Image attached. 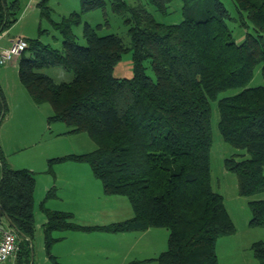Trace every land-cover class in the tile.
Returning a JSON list of instances; mask_svg holds the SVG:
<instances>
[{
  "label": "trees",
  "instance_id": "1",
  "mask_svg": "<svg viewBox=\"0 0 264 264\" xmlns=\"http://www.w3.org/2000/svg\"><path fill=\"white\" fill-rule=\"evenodd\" d=\"M166 13L172 0H148ZM182 19L159 21L145 4L111 0L113 11L128 27L127 45L116 33L99 35L84 22L85 44L73 27L82 13L103 0H80V10L52 21L62 36L59 48L39 38L27 39L18 74L37 104L49 103L48 123L62 121L68 132L85 131L95 148L48 159V171L59 161L87 162L106 195H125L133 216L104 225H81L72 214L46 209L44 231L98 229L108 232L168 229L167 247L156 257L131 259L125 264H218L217 239L231 235L236 225L214 190L211 177V102L216 101L219 131L227 143L244 154L224 159L236 175L238 194L264 192V84L249 86L261 65L264 76V0H233L232 16L222 0H181ZM49 14L47 0L38 4ZM16 21L6 0H0V32ZM228 21L246 31L237 42ZM100 24H98L99 26ZM132 52L133 75L116 77L112 70L124 52ZM149 60L155 74L147 73ZM47 66L71 70V81L56 82L42 71ZM228 89L232 95L219 97ZM0 97V122L6 114ZM35 173L13 168L0 150V210L18 237V252L28 255L34 230ZM251 226H264V198L248 202ZM5 217V216H4ZM13 225L19 229L20 235ZM25 243H28L25 244ZM264 264V240L250 246ZM24 259V258H23ZM29 261L25 258V263Z\"/></svg>",
  "mask_w": 264,
  "mask_h": 264
},
{
  "label": "rangeland",
  "instance_id": "2",
  "mask_svg": "<svg viewBox=\"0 0 264 264\" xmlns=\"http://www.w3.org/2000/svg\"><path fill=\"white\" fill-rule=\"evenodd\" d=\"M42 0H7V5L10 11L14 12L16 16V23H14L10 29L5 30L0 34V46H2L10 36L23 35L30 38H39L43 43H50L52 46L59 48L62 44L61 34L52 27V21L59 20L63 15H67L72 11H79L80 0H47L49 14L42 15L39 3ZM104 8L97 7L82 13V22L73 27V32L76 35L78 43L84 45L85 39L83 37V26L84 22H88L92 27L96 29L99 35L108 33H116L122 37L123 41L129 45L130 37L128 35V27L124 23L123 18L120 14L113 11L111 7V0H103ZM129 4L138 5L145 4L149 11L162 22L176 23L182 19L181 13V0H172L168 5L167 12L161 13L155 9V7L149 3L148 0H127ZM228 8L232 16L237 15L236 7L233 0H222ZM33 3V5H32ZM22 19H21V18ZM98 24H100L98 26ZM228 25L232 29L233 37L237 42L244 39L246 29L240 25L239 21H228ZM7 32H9L7 34ZM8 63H0V97L5 99L7 95L14 88L12 87L13 81L17 80L20 82L19 74L18 78L14 76L13 67L6 68ZM144 66L146 67V73L155 80L154 71L151 68L150 61L145 60ZM42 71L53 77L56 82L71 81L74 77V73L71 70H66L60 66H47L42 68ZM112 74L116 77H131L133 75V63H132V52H124L120 60L116 63L112 70ZM20 80V81H19ZM21 84V83H20ZM264 84V76L261 74V65L257 66L254 70V75L249 83V86H256ZM23 86V84H22ZM25 88V87H24ZM238 89H228L219 93V97L232 95L236 93ZM7 96V97H5ZM7 100V99H6ZM8 103V100H7ZM9 104H6V107ZM212 113H211V129H212V147H211V177L212 185L215 191L221 193L224 198V203L233 218V222L236 225V231L233 235H224L217 239L216 252L219 260V264H243L244 261H250L253 253L250 248L245 247L246 243L255 242L257 240H264V226H251L250 217L251 212L249 208V200L254 196H243L238 194L237 190V179L234 172L229 171L224 166V159L231 155H242L247 156V152L244 149H238L224 141L219 128V112L217 102H211ZM39 118L41 123L37 125L35 122L34 127L39 128L37 135L35 136L36 143L23 152H35L36 148H43L45 145L50 143L55 147L57 151L64 149L73 148L75 151H91L95 148V142L85 131L81 132H68V126L62 121H54L48 123V116L52 114V107L49 103H41L39 105ZM5 117V116H4ZM3 120V119H2ZM1 120V121H2ZM8 121L3 120V124ZM1 123V124H2ZM50 124V128L48 127ZM37 125V126H36ZM25 154V153H23ZM87 167L90 168L89 163L85 162ZM54 165V164H53ZM91 169V168H90ZM43 179L36 184L33 213H34V230L30 241L29 254L24 256L21 263H25L27 259L28 264H118L123 261L125 264L131 259L137 257H144L145 255L156 256L160 251L165 250L167 247L168 229L165 227H150L149 231L142 235L135 244L129 239H124L120 247V254L123 255L126 252V244L129 246L127 249L128 260H121L115 250V254L107 249L100 250H88V251H76L75 244H79L77 238H73L71 232L75 230H62L55 229L51 231V241L48 240L44 231V223L46 221V209H51L49 205H57L62 207V210L72 214V221L81 225H90L86 222L89 217L90 210H79L74 208L72 202L73 197L76 193L69 188H64L61 192L59 183H54V168L52 172L48 171V164L43 173H40ZM99 180V179H98ZM100 181V180H99ZM101 183V181H100ZM102 184V183H101ZM103 191V187L101 189ZM104 192V191H103ZM81 194H86L91 197L94 205L99 207L104 197L101 198V194L96 193V190L91 188L84 190ZM260 195L264 197V192ZM123 200L119 205L118 211L120 215H124L125 202H127V210L130 209V214L133 210L130 205L128 198L122 195ZM105 200V199H104ZM88 204L90 201L88 200ZM115 206H117L115 204ZM72 207V208H71ZM61 209V208H59ZM67 209V210H66ZM72 209V210H70ZM53 210V209H52ZM57 210V209H56ZM75 210V212H74ZM111 211L110 209H107ZM107 212L101 215L99 221L101 225L112 223L110 216ZM123 217V216H122ZM124 220V219H123ZM6 218L3 217V222ZM121 221V219H120ZM117 222V221H116ZM7 225V223H6ZM93 226V225H90ZM105 232V231H104ZM131 232V231H130ZM135 236L142 233L134 231ZM115 232L106 231L105 234H113ZM252 242V243H253ZM87 243V241H86ZM116 243V242H115ZM251 243V244H252ZM28 245V243H25ZM251 246V245H250ZM232 250V253H231ZM237 251L238 253H236ZM99 252V253H98ZM143 252V254H142ZM98 253V254H97ZM255 258V257H254ZM254 260H257L256 258ZM255 262H258L255 261ZM146 264H157V261L152 259ZM256 264V263H255Z\"/></svg>",
  "mask_w": 264,
  "mask_h": 264
},
{
  "label": "crops",
  "instance_id": "3",
  "mask_svg": "<svg viewBox=\"0 0 264 264\" xmlns=\"http://www.w3.org/2000/svg\"><path fill=\"white\" fill-rule=\"evenodd\" d=\"M14 23H12V25ZM10 27H8L5 30L7 31L8 29H10ZM5 30L0 32V34L3 33ZM8 33L9 32H7V34ZM16 37H23L26 40L28 39L27 37L21 34L10 36L9 39L2 46H0V50L2 48H6L10 46L12 41ZM20 57H21L20 55L14 57L11 61L8 62L6 67V68L13 67L14 76L16 77L17 75V78H18V63ZM22 84L23 83L21 81L17 82L16 80L15 82L14 80L12 84V87L14 89L9 92V94L7 95L8 97L5 96L7 97L6 99L8 100L7 103V100L5 99L6 104H9V109L7 106L6 114L5 117H3V120L5 119V121L8 122L6 123L4 122L5 124L2 123L3 120L0 122V150L2 152L5 161L8 163L9 166L16 169L27 168L35 173V188H34V194H35L36 184L43 179V176H41L40 173H43L45 171L49 158L62 156L69 153H84L87 151L85 150L75 151L73 150L72 147L68 149H64L62 151H57L53 145L48 143L43 148H36L35 152H32L33 149L29 150L30 152L28 153L26 152V150L23 152L24 149H27L28 147L36 143L35 136L37 135L39 128L37 127L35 128L34 124L35 122H37V125L41 123V119L39 118L40 115L38 108L39 105L41 104H37L33 101L26 87L24 86V84L22 86ZM50 127H51L50 124H48L47 128ZM53 168L55 173L53 176L54 183H56V185L57 183H59L61 187L60 188L61 192L64 188L67 187L76 193V195L73 197L72 200V202L74 203L73 206H75L73 207V209L77 208L79 210L81 209L90 210L91 215L86 219V222H88L90 225L93 226L101 225L102 223L99 220L101 218V215L104 214V212L108 213V216H110V219L112 220L111 222L120 221V219L123 220L133 216V212L131 215H129L131 210L130 209L127 210V202H125V206H124L125 207L124 215H120L118 208L119 205H121V201L123 200L122 195H106L103 191H101L102 184L100 183L98 178L94 176L92 170L87 167V164L85 162L73 161V160L59 161L54 163ZM91 188L95 189L97 194H99L100 192L101 198L104 197L105 199V200L103 199L101 203L99 202V207L97 206L98 203L96 205H94L93 202L91 203L92 199L89 195L88 197L86 194L80 195V193L83 192L84 190H89ZM254 198H264V197H262L260 193H258L254 195ZM88 200L90 201V204H88ZM115 204L117 206H115ZM49 207L53 210L56 209L62 210V207H59L57 205H49ZM107 209H110L111 211H108ZM3 217L4 216L1 215V210H0V223L2 224V227L9 228L8 224L6 225L7 221L3 222ZM149 229L151 228L145 230H139L138 232L142 234L138 236H135V234H131V233H135L134 231L105 234L106 231L104 232L98 229H93L89 231L75 230L76 232H71L72 233L71 235L73 236V238L78 239L77 242H79V244H75V250L78 252L88 251V250H92V251L100 250L101 252L104 249H107L111 253L113 252L115 254V250H117L116 254L118 255V257L121 260H125L126 262L129 256L127 252V249L129 247L127 245L129 244L128 243L126 244L125 247L126 252L124 251L123 255H121L120 254L121 252L119 251L121 245H117V244H122L124 239H129V238H130L129 240L133 242L132 244H135V242L142 235H145L149 231ZM251 243L248 244L246 243L245 245L246 249L250 248ZM235 252L238 253L237 251ZM23 255L24 254H22L21 252L16 251V253L11 257H9L3 264H18L19 261L24 258ZM156 256L145 255L144 257H137V256L135 257L138 259H148V258H154ZM254 259L255 258L253 255L252 258L250 257V261L248 262L244 261L243 264H255V263L260 264L259 262H255L257 260ZM118 264H123V261ZM218 264H219V260H218Z\"/></svg>",
  "mask_w": 264,
  "mask_h": 264
},
{
  "label": "built area",
  "instance_id": "4",
  "mask_svg": "<svg viewBox=\"0 0 264 264\" xmlns=\"http://www.w3.org/2000/svg\"><path fill=\"white\" fill-rule=\"evenodd\" d=\"M28 46L23 37H16L10 46L0 50V63H8L14 57L19 56ZM18 249V237L11 228H3L0 223V264H3L9 257L14 255Z\"/></svg>",
  "mask_w": 264,
  "mask_h": 264
},
{
  "label": "water",
  "instance_id": "5",
  "mask_svg": "<svg viewBox=\"0 0 264 264\" xmlns=\"http://www.w3.org/2000/svg\"><path fill=\"white\" fill-rule=\"evenodd\" d=\"M4 216H5V218L10 222V220H9V218L7 217V215L4 213ZM11 223V222H10ZM13 228L20 234V235H23L22 234V232L19 230V229H17L14 225H13Z\"/></svg>",
  "mask_w": 264,
  "mask_h": 264
}]
</instances>
